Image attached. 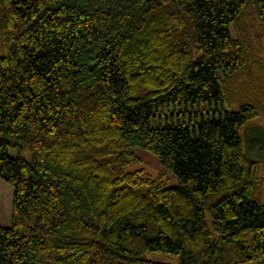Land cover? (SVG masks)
Masks as SVG:
<instances>
[{
	"label": "trees",
	"instance_id": "obj_1",
	"mask_svg": "<svg viewBox=\"0 0 264 264\" xmlns=\"http://www.w3.org/2000/svg\"><path fill=\"white\" fill-rule=\"evenodd\" d=\"M256 25L264 0H0V264H264Z\"/></svg>",
	"mask_w": 264,
	"mask_h": 264
},
{
	"label": "rangeland",
	"instance_id": "obj_2",
	"mask_svg": "<svg viewBox=\"0 0 264 264\" xmlns=\"http://www.w3.org/2000/svg\"><path fill=\"white\" fill-rule=\"evenodd\" d=\"M255 34L259 36V40L257 41L258 46H256L258 47L257 50L260 51L258 56L264 57V33H262L259 30V27L257 25L255 26ZM240 96L241 95H239V97ZM257 101L259 103V114H260L259 119L263 120V123H264V96L262 95L257 96ZM232 107L236 108V105L234 104L232 105ZM198 110H199V114L200 112L204 114L207 111V106L199 107ZM214 111L216 112L217 108H215ZM188 112L189 110H186L185 107L183 106L179 107L177 105H173V106L170 105L169 107L163 108V110L159 112L160 114L157 113V116L160 115V118L164 119L167 122H181L182 120H188L190 122H193L192 118L190 119V117L188 116ZM255 123L256 124L259 123V120H252L248 122V124H245L240 130L245 149H247V143H249L250 141L248 140L249 137L253 138L254 135H258L259 133H261V131H262V134L264 135V124L263 123L260 124L261 130L258 133L254 129H252L250 133L247 132L248 125L254 126L256 125ZM9 153L14 155L15 150L10 148ZM139 154H140V160L136 162L135 164H133L132 166L133 169L142 168L152 176H157L160 173H163L162 176L164 179H166L168 184H176L178 182L177 179L171 175L169 170H165L163 172L161 171L159 164L154 157H152L151 155H149L148 153L144 151H139ZM30 157H31L30 152L26 150L24 152V158L29 160ZM261 183L262 184L260 187L263 188L264 181H262ZM12 192H13L12 186L0 178V225L2 226L10 225L11 210H12ZM252 197L256 201L264 203V198H263V193H262L261 188L256 187L254 195ZM151 257L157 258L158 260H164V261H169V262L173 261V258L169 255L158 254V255H151ZM244 264H254V263L247 262Z\"/></svg>",
	"mask_w": 264,
	"mask_h": 264
},
{
	"label": "crops",
	"instance_id": "obj_3",
	"mask_svg": "<svg viewBox=\"0 0 264 264\" xmlns=\"http://www.w3.org/2000/svg\"><path fill=\"white\" fill-rule=\"evenodd\" d=\"M259 117H260V115L256 119H253V120H259V123H257V124L255 123L256 125H254V126L248 125V127H247V132L248 133H250L252 129H254L257 133L261 130V128H260L261 125L260 124L263 123V120L259 119ZM250 121H252V120H249L248 122H250ZM248 122H246L245 124H248ZM260 135H262L264 137V135L262 134V131H261ZM255 136L256 135H254L253 138H251V137L248 138V140H250L249 143H247L248 151L250 149V152H251L250 156L253 157L254 159H256V158L264 159V144H263L262 147H259V148H255V146H253L255 144L254 143ZM259 176H261L263 181H264V162H261L260 165H259ZM260 188L262 190L263 198H264V185H263V188L262 187H260Z\"/></svg>",
	"mask_w": 264,
	"mask_h": 264
}]
</instances>
